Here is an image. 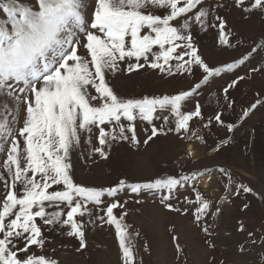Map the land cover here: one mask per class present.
<instances>
[{"label": "snow or ice", "instance_id": "1", "mask_svg": "<svg viewBox=\"0 0 264 264\" xmlns=\"http://www.w3.org/2000/svg\"><path fill=\"white\" fill-rule=\"evenodd\" d=\"M84 7V0H0V153H4L0 160V264H61L54 255L43 254L48 241L42 227L50 231L67 227L64 234L78 239L75 250L81 252L88 248L87 225L97 221L115 226L121 264H137L129 240L140 234L129 232L131 226L124 222L127 201L122 203L117 198L119 193L125 189L132 193L167 189L169 194L161 198V204L187 214L189 207H175L169 202L173 189L205 176L210 181L213 170L149 183H127L122 179L115 186L99 188L74 179L72 150L85 135L92 144L93 129L98 132V146L92 147L90 155L99 154L105 160L113 143L128 142L139 148L170 132L190 133L202 140L190 127L193 120L204 119L201 103L196 100L192 110L184 111V102L196 97L211 78L245 64L252 53L233 63L211 67L202 57L193 31L216 28L219 43L235 47L229 39V22L220 10L235 7L245 18L256 13L264 15V0H231L230 4L229 0H97L89 28ZM258 47L264 51V45ZM194 67L204 73L199 83L162 97L122 96L109 79L146 68L169 76L191 74ZM251 71H264V62ZM244 79L238 76L222 89L227 108L234 104L229 90ZM260 103L258 99L243 115ZM165 110L175 117L174 126L167 129L155 124L160 118L157 112ZM222 115L217 111L204 127L213 121L225 125ZM163 119L167 124L168 117ZM137 120L151 125L143 129L147 133L143 140L137 135ZM225 126L229 131L234 127ZM228 142L226 139L221 144ZM218 171L227 177L225 195L218 201L207 198L195 185V198L185 197L209 249L216 245L206 218L221 214V205L229 200V194L253 192L243 184L233 192L235 181L230 172L225 168ZM106 196L113 200L101 207ZM115 209L121 210L119 217ZM238 231H247L242 221ZM248 237L256 243L254 233L248 232ZM178 239L173 236L177 259L183 253ZM37 249L42 254L37 255ZM239 250L245 251L243 244ZM51 251L55 253L56 249ZM206 264L224 261L211 257Z\"/></svg>", "mask_w": 264, "mask_h": 264}, {"label": "rangeland", "instance_id": "2", "mask_svg": "<svg viewBox=\"0 0 264 264\" xmlns=\"http://www.w3.org/2000/svg\"><path fill=\"white\" fill-rule=\"evenodd\" d=\"M84 5L85 20L90 28L97 0H84ZM219 14L229 22L232 32L229 39L235 47L220 44L216 28L207 31L196 28L193 36L204 60L211 67H221L248 53H252V56L233 71H224L211 78L196 97L184 102V111L192 110L196 100L201 103L204 119L193 120L190 127L191 132H198L203 137L202 140L190 133L170 132L155 137L147 145L141 144L139 148H134L128 142L113 143L110 156L105 160L99 154L90 155L92 147L98 146L95 138L98 132L93 129V143L89 144L86 135L82 136L80 145L71 152L74 179L85 186L99 188L115 186L122 179L127 183H149L168 176L179 178L205 169L213 170L207 186L200 183L201 177L199 181L189 180L173 189L169 202L175 207H189L187 214L171 211L161 204V198L169 194L167 189H142L139 193L125 189L119 193L117 198L122 203L127 201L125 207L128 215L124 222L131 226L129 232L140 234L133 235L129 240L137 264H206L211 257L224 261V264H264V244L261 243L264 236V71H251L252 68H260L264 62V51L258 47L264 45V15L256 13L245 18L235 7L231 10L221 9ZM254 48L256 52H253ZM203 75L202 69L195 67L191 74L174 76L146 68L109 79L120 95L142 98L174 95L189 90L200 82ZM238 76L245 79L229 90V99L234 101L229 109L223 100L222 89ZM258 99L262 103L244 116L243 112ZM217 111L223 113L225 125H234L231 131L215 121L204 127L208 118ZM156 115L160 117L155 120L157 127L167 129L174 126L175 117L170 111H158ZM165 116L168 117L167 124L163 119ZM136 126L137 135L141 140L145 139L147 133L143 129L151 125L137 120ZM226 139L229 142L222 145L221 141ZM190 144L195 147V155H190ZM3 159L4 153H0V160ZM219 168L230 172L235 181L233 192L239 184L251 187L253 192H242L239 196L229 194V200L221 205V214L206 218L216 245L215 249H209L204 242L205 234L201 226L194 221L192 207L185 204V197L195 198L193 185L214 202L224 196L227 177L219 173ZM104 200L105 204L101 207L111 203L113 198L106 196ZM244 204L249 207L244 209ZM96 211L99 212L98 209ZM120 212V209L114 210L117 217ZM99 214L104 215L103 212ZM241 221L247 229L245 232L238 231ZM37 222L40 223L39 218ZM42 231L48 241L43 254L54 255L61 264H121V250L114 225L98 221L88 224L85 230L88 248L81 252L75 250L79 247L78 239L64 234L67 227L50 231L43 226ZM248 232L254 233L255 244L251 243ZM173 236L179 238L178 242L183 248L179 259ZM241 244L245 248L243 252L239 250ZM53 248L56 249L55 253L51 251ZM36 254L42 253L37 249Z\"/></svg>", "mask_w": 264, "mask_h": 264}, {"label": "bare ground", "instance_id": "3", "mask_svg": "<svg viewBox=\"0 0 264 264\" xmlns=\"http://www.w3.org/2000/svg\"><path fill=\"white\" fill-rule=\"evenodd\" d=\"M188 150H189V152H190V155H195L196 154V151H195V147H194V145H189V147H188ZM200 183L201 184H204L205 186H207V185H209V183H210V181H208V178H207V176H205V177H202L201 179H200ZM255 204V203H254Z\"/></svg>", "mask_w": 264, "mask_h": 264}]
</instances>
